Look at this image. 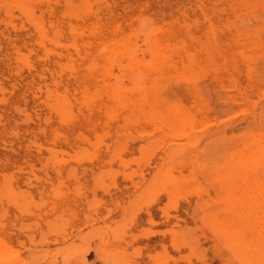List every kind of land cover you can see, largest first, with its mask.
I'll return each instance as SVG.
<instances>
[{
	"label": "rangeland",
	"instance_id": "374dc122",
	"mask_svg": "<svg viewBox=\"0 0 264 264\" xmlns=\"http://www.w3.org/2000/svg\"><path fill=\"white\" fill-rule=\"evenodd\" d=\"M0 264H264V0H0Z\"/></svg>",
	"mask_w": 264,
	"mask_h": 264
},
{
	"label": "bare ground",
	"instance_id": "6f19581e",
	"mask_svg": "<svg viewBox=\"0 0 264 264\" xmlns=\"http://www.w3.org/2000/svg\"><path fill=\"white\" fill-rule=\"evenodd\" d=\"M262 191V189H261V187H256L255 188V192L257 193V192H261Z\"/></svg>",
	"mask_w": 264,
	"mask_h": 264
}]
</instances>
